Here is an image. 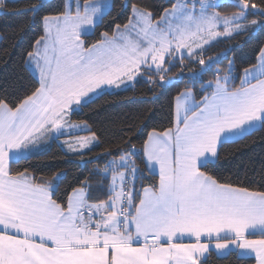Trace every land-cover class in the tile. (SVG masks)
<instances>
[{"label": "snow or ice", "instance_id": "6c2138e0", "mask_svg": "<svg viewBox=\"0 0 264 264\" xmlns=\"http://www.w3.org/2000/svg\"><path fill=\"white\" fill-rule=\"evenodd\" d=\"M225 3L234 10L221 12ZM5 6L0 0V11ZM111 6L81 0L73 11L68 0L62 11L43 14L48 0H35L22 10L41 19L43 34L25 60L38 86L18 101L0 98V264H205L213 246L220 256L254 254L264 264V191L223 183L209 171L224 143L264 128V48L238 87H230L229 61V73L217 69L214 82L202 84L211 95L196 101L189 89L177 96L173 126L149 131L143 143L141 163L149 173L158 168L159 179L142 194L134 146L98 170L109 181L102 200L86 182L61 192V174L38 179L17 167L47 139L67 137L69 151L89 150L96 134L69 117L106 90L138 76L163 85L177 60L183 78L185 59L201 65L189 71L195 82L217 62L204 57L214 42L264 28V0H174L158 19L133 3L127 24L86 47L81 37ZM82 131L90 135H76Z\"/></svg>", "mask_w": 264, "mask_h": 264}, {"label": "trees", "instance_id": "16d2710c", "mask_svg": "<svg viewBox=\"0 0 264 264\" xmlns=\"http://www.w3.org/2000/svg\"><path fill=\"white\" fill-rule=\"evenodd\" d=\"M81 2V0H79ZM35 0H6L5 8L0 11V98L17 100L23 98L37 85V78L25 67L27 51H30L35 41L43 34L42 21L26 13L29 3ZM110 12L94 27L89 35H83L82 40L88 47L101 39V33L111 34L115 26L128 23L133 3L146 6L158 19L165 8H169L174 0H111ZM49 8L43 14H56L63 10L65 0H48ZM227 3L221 12L233 11ZM249 20L258 17L249 16ZM264 46V28L257 27L242 31L229 39L221 38L214 42L204 53L217 57V62L211 69L204 71L201 78L195 82L190 78L189 71L201 69V65L191 59L184 61V76L178 78L179 60L168 73L169 82L161 85L148 83L146 76H138L130 86L114 92H105L94 102L70 115L72 122L87 123L91 132L97 136V143L83 153H66L56 140L43 151L31 155L30 159L21 162L23 170L28 167L38 179H51L61 174L59 190L71 192L72 188L83 183L91 186L90 196L105 199L106 185L102 176L97 174L108 160L118 157L120 150L135 147L140 150L136 163L141 169L136 179V190L149 187L158 182V176L149 173L141 163L143 143L152 130L164 131L172 127L174 119V98L182 91L191 89L200 101L211 89L201 90L202 84L214 82L217 69L223 76L229 73L231 61L230 87L240 85V76L245 68L255 65L260 49ZM198 59V57H197ZM159 81V77H155ZM89 133L90 132H86ZM111 152L113 155H106ZM209 171L214 173L223 183L242 186L250 191H264V128H259L243 138L224 143L220 148V157ZM138 202V201H137ZM253 258L238 257L236 252L217 256L210 252L205 264H254Z\"/></svg>", "mask_w": 264, "mask_h": 264}, {"label": "crops", "instance_id": "0c3cea01", "mask_svg": "<svg viewBox=\"0 0 264 264\" xmlns=\"http://www.w3.org/2000/svg\"><path fill=\"white\" fill-rule=\"evenodd\" d=\"M263 48H264V46H263ZM260 54V53H259ZM258 57H259V55H258ZM258 57H257V60H256V63H255V65H258L259 63H260V61H259V59H258ZM250 68H252V67H250ZM249 68V69H250ZM244 76V71H242V73H241V76H240V84H241V78ZM261 78H264V77H261ZM137 80V77L135 78V81ZM134 81V82H135ZM133 82V83H134ZM253 83H255V80H253L252 81ZM132 83V84H133ZM186 91V90H185ZM183 92V91H182ZM193 92V91H192ZM179 95V94H178ZM177 95V96H178ZM193 95H194V98H195V100L196 101H198L197 99H196V96H195V93L193 92ZM208 95H211V93L210 94H208ZM177 96L174 98V115H175V109H176V105H177V103H178V101H177ZM203 99V98H202ZM201 99V100H202ZM71 120V119H70ZM87 131H82V133H77L76 135H79L80 136V134H83V136H88V135H90L89 133H86ZM67 137H59V138H57V139H55L58 143H59V145L61 146V148L66 152V153H69V154H77L78 152H76V153H73V152H71V151H69V149H68V147H67V145H63V143H64V141H65V139H66ZM235 140V139H234ZM53 142V140L52 139H47V140H43L42 142H41V147H40V150L39 151H37V152H35L34 154H36V153H39V152H41V151H43L44 149H46L51 143ZM97 143V142H96ZM95 143V144H96ZM94 144V145H95ZM94 145H92V147L94 146ZM91 148V147H90ZM154 174H156L157 176H158V179H159V175H158V168L157 169H155L154 170ZM144 189V188H143ZM143 189H141V191H140V193L142 194V192H143ZM94 200H96V198L95 197H92ZM249 239H259L260 238V236L257 234V235H250L249 237H248ZM184 242L185 243H187V242H189V239L188 238H185L184 239ZM211 252H213V253H215L217 256H220V255H218L217 254V252H216V250H215V248H214V246H213V249H212V251ZM208 255V254H207ZM224 256V255H223ZM247 258H253L254 259V261H255V255L254 254H251V255H249V256H246ZM254 264H256V261H255V263Z\"/></svg>", "mask_w": 264, "mask_h": 264}, {"label": "rangeland", "instance_id": "374dc122", "mask_svg": "<svg viewBox=\"0 0 264 264\" xmlns=\"http://www.w3.org/2000/svg\"><path fill=\"white\" fill-rule=\"evenodd\" d=\"M78 2H80L79 0H71V3H72V8H73V11H75V7H76V4L78 3ZM65 3H68V0H65ZM110 3H111V5H112V2H111V0H110ZM99 23V22H98ZM89 28H90V32L88 33V34H85V35H89V34H91L92 32H93V27H91V26H89ZM115 30V29H114ZM81 39H82V37H81ZM138 78V77H137ZM128 83V87H130L131 85H132V81H129V82H127ZM127 88V87H126ZM122 89H125V87H121L120 89H111V90H106L105 92H114V91H118V90H122ZM72 114V113H71ZM70 114V115H71ZM69 119H70V117H69ZM76 123V122H75ZM79 133H82V132H79ZM80 136H83V134H80ZM63 145H66L65 143H63ZM94 145V144H93ZM90 147H92V146H90ZM79 153V152H78Z\"/></svg>", "mask_w": 264, "mask_h": 264}]
</instances>
